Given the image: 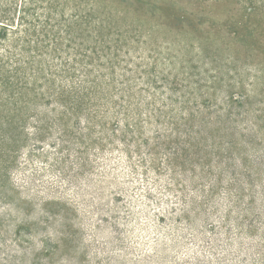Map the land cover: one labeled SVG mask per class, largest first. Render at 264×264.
<instances>
[{"label": "rangeland", "instance_id": "rangeland-1", "mask_svg": "<svg viewBox=\"0 0 264 264\" xmlns=\"http://www.w3.org/2000/svg\"><path fill=\"white\" fill-rule=\"evenodd\" d=\"M0 264H264V0H0Z\"/></svg>", "mask_w": 264, "mask_h": 264}, {"label": "trees", "instance_id": "trees-1", "mask_svg": "<svg viewBox=\"0 0 264 264\" xmlns=\"http://www.w3.org/2000/svg\"><path fill=\"white\" fill-rule=\"evenodd\" d=\"M2 34H7V31L6 30H4V31H2ZM81 102L79 103V104H77V106H79V109L81 108ZM67 135H68V132L66 131H64L63 130V132H62V134H61V137H62V140H63V143L65 142V141H67V139H66V137H67Z\"/></svg>", "mask_w": 264, "mask_h": 264}]
</instances>
